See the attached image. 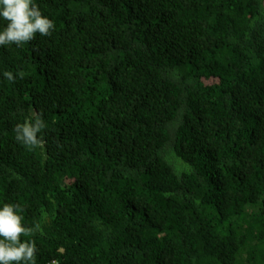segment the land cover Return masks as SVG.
<instances>
[{"label": "trees", "instance_id": "16d2710c", "mask_svg": "<svg viewBox=\"0 0 264 264\" xmlns=\"http://www.w3.org/2000/svg\"><path fill=\"white\" fill-rule=\"evenodd\" d=\"M33 2L55 28L0 46V207L36 264H264V0Z\"/></svg>", "mask_w": 264, "mask_h": 264}, {"label": "clouds", "instance_id": "9594fccd", "mask_svg": "<svg viewBox=\"0 0 264 264\" xmlns=\"http://www.w3.org/2000/svg\"><path fill=\"white\" fill-rule=\"evenodd\" d=\"M0 18L7 21L0 30V46L16 45L32 41L37 34L50 36L55 28L54 22L44 16L33 0H0ZM9 81H15L10 71L3 73ZM21 78L23 74H19ZM46 127L43 119L37 115L26 119L15 126L16 139L30 150L39 147L42 140L38 138ZM22 209L19 205L5 203L0 207V264H36V243L31 239L22 240L21 237H31L39 228L26 227L23 224Z\"/></svg>", "mask_w": 264, "mask_h": 264}]
</instances>
